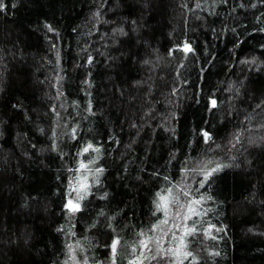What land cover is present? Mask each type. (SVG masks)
Segmentation results:
<instances>
[{"label": "trees", "instance_id": "trees-1", "mask_svg": "<svg viewBox=\"0 0 264 264\" xmlns=\"http://www.w3.org/2000/svg\"><path fill=\"white\" fill-rule=\"evenodd\" d=\"M3 4L0 264H68L70 245L112 264L113 240L129 264L161 221L157 193L192 172L181 264H264V0Z\"/></svg>", "mask_w": 264, "mask_h": 264}, {"label": "snow or ice", "instance_id": "snow-or-ice-1", "mask_svg": "<svg viewBox=\"0 0 264 264\" xmlns=\"http://www.w3.org/2000/svg\"><path fill=\"white\" fill-rule=\"evenodd\" d=\"M3 9H4L3 0H0V11H3ZM183 50L186 52L192 51L191 47L188 46L187 44L184 46ZM212 106L213 107L216 106L215 100L212 101ZM203 136H204L205 142H208V140L210 139L209 134L207 132H203ZM238 139L239 138L237 137V140ZM90 149L96 152L99 151L98 148H93L92 145L89 144L87 147L83 149V152L87 153ZM211 163H212L211 160L207 161L205 164V168L207 167V164H211ZM222 167L224 166L217 164L215 167L207 171H205L204 169H201V172L203 173V176H204V181H207L209 177L213 175V173L220 171ZM87 168H88V165L81 162L78 171L86 170ZM97 171H100V170L98 169ZM77 183L79 184V187L78 188L74 187L72 189V191H75L77 193V196L75 198L77 202L74 203L72 199H69L68 203L66 204V208L68 209L69 213H72V214L79 212L81 210L79 201L85 198L82 192H86L88 188V185L85 181L78 180ZM201 186H203V184H201ZM183 194L187 196L189 193L184 192ZM157 197H158V200L156 201V211L157 212L162 211L165 216V219L161 220L158 224L153 225L152 229H150L149 231L150 232L161 231L162 236L154 237L151 235H147L145 233H140L141 236H146V239H142L139 242L141 249H143L144 251H142L140 255L137 256L135 259L131 260L129 264H145V261L156 260L157 258L165 259L168 256H171L174 258H181V262H182V259H187L188 257L191 256V252L186 250L187 244L185 242V237L194 235L196 233V228L188 226V225H184L183 230H182V235L179 237H177L175 233L173 232L171 238L173 240H178L179 244L176 247L165 248L163 245V237L168 236L169 232H171L172 230L168 229L167 231H164L162 226L168 224L167 217L169 215V211L172 205H177V211H176L177 217L181 215L180 209L182 208L187 209V213H189L190 215L185 214L183 216V219L187 221L192 218V215H199V213L193 207V205L199 204L200 201L193 200V201H190L187 205H181L179 202V196L173 195L171 188L167 189V195H162L161 193H157ZM174 227L179 229L181 228V225L177 224V225H174ZM217 231H219V229H217ZM208 235H210V233H208ZM211 238L215 239V237H211ZM119 243H120L119 240H113L112 244L110 245L111 253H112V264H116L115 257L117 255V249H118ZM152 245H155V247H152ZM69 251H70V258L72 260H75L74 250L72 249L71 245L69 246ZM135 251L136 250L133 249V253H135ZM84 264H87V260L84 261Z\"/></svg>", "mask_w": 264, "mask_h": 264}, {"label": "rangeland", "instance_id": "rangeland-1", "mask_svg": "<svg viewBox=\"0 0 264 264\" xmlns=\"http://www.w3.org/2000/svg\"><path fill=\"white\" fill-rule=\"evenodd\" d=\"M88 169L89 168H87V170ZM87 170L86 171L85 170H79V171L77 170L75 172L74 176L72 177V180H71V183H70V189H69V193H70V198L69 199H72L74 203L77 202L76 199H75L76 196H77V193L75 191H72V189L74 187H76V188L79 187V184L77 183L78 180L85 181L87 183V185H88V188H87L86 192H82V194L84 196H86V194H87V192L89 190V187H90L89 178L91 176L89 175V171H87ZM194 174H195L194 172L185 173L183 178H182L181 183H179L177 185V187H174L172 189L173 195H178L179 196V202H180L181 205H187L190 201L195 200L194 198H192L191 193H190V190H191V187H192V184L190 183L191 182L190 180L192 178H193L192 180H194V177H195ZM198 175H200V173H198ZM85 178H86V180H85ZM190 185H191V187H190ZM184 192H188L189 194L187 196H185L183 194ZM164 195H167V192ZM82 201L83 200L79 201V205H81ZM197 206H198V204L193 205V207L196 210H197ZM176 211H177V205H172L171 208H170V211H169V215L167 217L168 224L162 226L164 231H167L168 229L172 230L171 232H169L168 236L163 237V245H164L165 248L178 246L179 241L178 240H173L171 238L172 237V233L174 232L177 237L181 236L182 235L183 226L184 225L190 226V222L196 216V215H192L191 219L185 221L183 219V216L185 214H189V213H187V209L186 208L180 209L181 215L179 217H177ZM159 213L161 214L160 215L161 216V220L165 219V216H164L163 212L161 211ZM177 224L181 225V228H179V229L175 228L174 225H177ZM152 236L161 237L162 236V232L161 231H155ZM187 238H188V236L185 237V242H186ZM152 247H155V245H152ZM72 249L74 250L75 260H72L70 258V251H69L68 264H84L79 259L78 255H77V247L74 246V247H72ZM142 251H144V250L141 249V247H140V251H139V254L137 256H139ZM158 260L161 261L162 259L157 258L156 260L145 261V264H153L155 261H158ZM165 260L170 261L171 264H181L186 259H182V262H181V258H174V257L168 256V257L165 258Z\"/></svg>", "mask_w": 264, "mask_h": 264}]
</instances>
